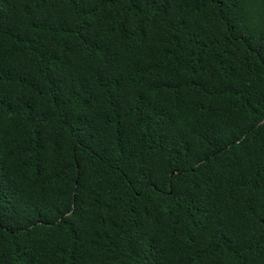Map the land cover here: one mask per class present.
<instances>
[{
	"label": "trees",
	"instance_id": "16d2710c",
	"mask_svg": "<svg viewBox=\"0 0 264 264\" xmlns=\"http://www.w3.org/2000/svg\"><path fill=\"white\" fill-rule=\"evenodd\" d=\"M0 264H264V0H0Z\"/></svg>",
	"mask_w": 264,
	"mask_h": 264
}]
</instances>
